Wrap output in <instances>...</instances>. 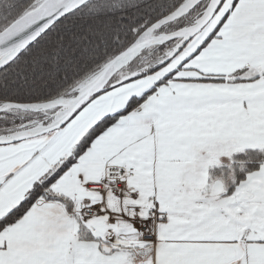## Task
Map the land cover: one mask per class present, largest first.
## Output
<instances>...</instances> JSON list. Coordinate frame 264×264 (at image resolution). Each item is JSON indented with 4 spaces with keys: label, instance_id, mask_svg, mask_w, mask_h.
<instances>
[{
    "label": "snow or ice",
    "instance_id": "1",
    "mask_svg": "<svg viewBox=\"0 0 264 264\" xmlns=\"http://www.w3.org/2000/svg\"><path fill=\"white\" fill-rule=\"evenodd\" d=\"M0 264H264V0H0Z\"/></svg>",
    "mask_w": 264,
    "mask_h": 264
}]
</instances>
